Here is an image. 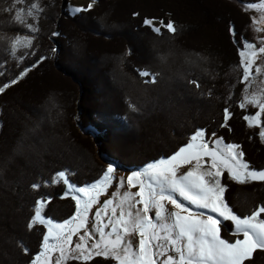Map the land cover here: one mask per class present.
<instances>
[{"label": "trees", "instance_id": "16d2710c", "mask_svg": "<svg viewBox=\"0 0 264 264\" xmlns=\"http://www.w3.org/2000/svg\"><path fill=\"white\" fill-rule=\"evenodd\" d=\"M211 1L219 11L213 9L209 0H177L172 5L168 0H95L96 9L72 16L67 11L61 13L58 0H39L44 11L39 15V32L35 34L31 50L22 49L15 57L10 54V47L5 53L0 51V86L10 83L21 72L30 71L17 84L0 93V98L8 90V97H19L33 88L32 85H41L45 75L59 77L49 70L50 65L72 82L76 90L74 93L68 85L52 79L53 94L49 96L48 109L54 110V116L43 123L46 129L38 132L36 122L28 124L8 146L4 140L0 144V264H29L40 251L44 233L39 227L27 228L34 215L29 206L31 201L34 205L43 198L50 200L48 204L54 200L66 202L61 201L63 187L50 183L60 171L68 174L71 183L82 187L97 181L103 174L105 168L101 160L124 171L141 170L149 163L172 156L188 143L197 129L205 130L206 136L215 132L225 144H239L250 167L264 169V145L242 118L255 112L239 107L244 90V84L239 82L242 74L238 67L243 43L237 41L240 37L249 40L250 24L245 16L236 14L221 0ZM232 1L240 6L256 2ZM32 2L34 0H26L16 7L26 8ZM13 3L14 0H0V31H6L3 27H7V23L11 26L14 23L15 9L6 11L7 17L1 12L3 7L9 8ZM145 18L158 23L174 21L178 31L175 35L165 29L160 34L153 33L144 25ZM230 25L237 34L235 37L229 31ZM21 29L25 32L19 29L16 35L28 31ZM4 32H0L2 36ZM53 32L59 35L52 36ZM8 33L9 43L15 34ZM145 35L154 41L151 46L157 58L152 56V68L143 66V69H156L160 76L151 84L134 77L126 88L114 87V79L117 81L126 72L128 60L139 50L138 37ZM195 37H199V48L195 51L189 47L186 54L187 39L197 41ZM118 48L128 50L119 53ZM162 55L166 61L160 59ZM41 57L45 58L42 61L53 64L37 63ZM191 57H195L193 63L189 62ZM172 62L175 64L171 65ZM196 63L198 66H194ZM175 76H180L181 84L172 81ZM104 91L106 95L102 97ZM125 98L128 102L122 106L120 100L124 103ZM12 103L15 105L11 101L8 108L14 114ZM225 107L233 114L229 127H221ZM121 115L126 116V121ZM13 125H2L0 131H11ZM72 126L78 133L72 134L75 131ZM45 131L49 135H44ZM37 138L41 140L39 143L35 142ZM63 141L68 149L73 147V153L68 154L62 147ZM79 146L80 151L76 150ZM90 146L101 160L90 159L87 152ZM2 151L7 153L3 155ZM15 155L23 157L21 165L16 164ZM33 184H39V189H33ZM32 190H36L34 196H31ZM225 199L238 215H248L257 206L264 205V182L226 185ZM71 213L72 209H63L43 214L59 222L70 218ZM232 229L230 223L224 222L223 238L234 241L237 237L231 234ZM88 264L115 262L94 257ZM250 264H264V252L257 251Z\"/></svg>", "mask_w": 264, "mask_h": 264}, {"label": "snow or ice", "instance_id": "6c2138e0", "mask_svg": "<svg viewBox=\"0 0 264 264\" xmlns=\"http://www.w3.org/2000/svg\"><path fill=\"white\" fill-rule=\"evenodd\" d=\"M25 3L26 0H14L11 7L2 9L8 12L15 9L13 21L33 34L16 35L10 39L13 57L18 50L34 46L35 34L39 32L37 21L44 11L39 0H34L26 8L16 7ZM94 3L92 0L87 7H73L71 14L88 12ZM242 7L245 12L255 10L258 13L250 17L251 23L257 34L264 33V0L249 2ZM143 23L156 34L162 29L173 35L178 31L171 20L160 21L156 26L154 19L145 18ZM229 31L234 37L237 35L231 25ZM57 35L59 33H52V36ZM237 42L243 43V48L239 49L238 67L242 70L239 82L245 85L239 107L242 110L249 105L258 108L255 115H243L242 118L249 128H260L258 135L264 142V126L261 124L264 89L254 87L258 78H264V65L257 63L264 57V36H257L259 47L244 37ZM28 71L30 69L0 86V93L17 84ZM138 71L141 77L149 78L145 83L156 82L155 74ZM191 83L199 87L195 81ZM232 115L225 107L221 127H229ZM205 137V130L197 129L188 143L172 156L132 171L126 181L120 178L117 190L102 203L99 197L107 193L116 179L114 165L109 164L99 180L82 187L71 183L65 171L56 173L50 183L63 182L66 185L61 199L71 195L75 201V213L62 223H56L43 214L50 200L36 201L27 228L32 230L36 225H43L47 231L43 234L40 251L30 264H68L70 261L88 264L94 257L111 259L115 264H250L257 251L264 252V205L257 206L248 215H238L226 202V186L221 179L226 171L228 178L239 184L264 182V169L251 168L244 160L245 153L239 144H225L223 138L216 137L213 132L212 137L216 138L210 146ZM184 167L188 170L180 172ZM125 184L127 190L121 191ZM39 187V184L32 185L33 189ZM167 204L176 210L169 211ZM94 205L99 206L94 215H90ZM225 221H231L234 226L231 230V234L237 237L234 241L221 235ZM24 251L28 253L27 248Z\"/></svg>", "mask_w": 264, "mask_h": 264}, {"label": "rangeland", "instance_id": "374dc122", "mask_svg": "<svg viewBox=\"0 0 264 264\" xmlns=\"http://www.w3.org/2000/svg\"><path fill=\"white\" fill-rule=\"evenodd\" d=\"M175 1H177V0H168V2L170 3V5L174 4ZM209 1L212 2L211 0H209ZM221 1L224 2L225 4H227V6L231 10L235 11L236 14L241 15V16H245L247 18V20H248V22L250 24L249 27H248V36H249L248 37L249 38L248 41L257 44V47H259V44L257 42V36L258 35L264 36V33L257 34L254 31V28L252 26L251 19H250V17L252 15H258V13L255 10H252L250 12H245L243 10V7H242L243 5H241V6L240 5H235V4H233L234 2L232 0H221ZM58 2H59L58 3V7H59V10L61 11V13L63 11H67L70 15H72L71 14V8H73V7H87V5L92 2V0H58ZM256 2H258V0H256ZM96 8L97 7H96V2H95L94 3V6H93V8L91 10H94ZM2 9H6V7H3ZM2 9H1V12H3V14H4L3 16H6L7 17L6 11H3ZM213 9L219 11L214 6V3H213ZM76 15H72V16H76ZM154 22L156 23V26H159V23L158 22H156V21H154ZM4 28H7L5 32L4 31H0V32H4L3 36L0 33V51H2L3 53H5V51L9 48V43H8V40H7L8 37H6L7 31L10 32L8 34L13 35V36H14V34L16 36V32L19 29L22 32H25V30L21 29L23 27L20 26V25H18V24H16L15 22L12 24V26L10 25V23H7V27H3V29ZM109 28L112 29V26L110 25ZM146 28H148L151 32H153L152 29L149 26H147ZM165 31H167V30L165 29ZM153 33H155V32H153ZM24 35H31V33L29 31H27V33H24ZM198 38L199 37H195L194 38V39H197V41H190V40L188 41V39H187V41H186V47L188 49L187 48L184 49L185 53L187 52L186 54H188V52H189V47H191L192 49H194L195 51H197V49L199 48L198 46H200V44L198 43ZM152 42H154V41H152L151 39L149 40L146 35L145 36H139L138 37V39L136 41V44L138 45L139 50H137L136 56H134V57H132L131 59L128 60V64H127L128 67L126 69V72L124 71V74H121L120 77H119V79L117 81L114 79V87L115 86H122L123 88H126L127 85H128V83H129V80L131 78H134V77L135 78L136 77L141 78L143 80V82L146 80V77H141L139 75V71L138 70H145V69H143V66H145L144 68H148V67L152 68L151 67V64H152V56L155 57V58H157L156 56L153 55L155 53H154V49L151 46L152 45ZM29 50H31V49H29ZM126 50H128V49H126ZM126 50L124 48H118L116 50V52H119L120 53V52H125ZM19 51L20 50H18V53H19ZM28 54H30V51H28ZM160 59L163 60V61H166L163 55L160 56ZM190 60H189V62H192L193 63L195 61V57H191ZM40 62L41 63L43 62L42 63L43 66L49 65V64H53L52 61L51 62H44V61L40 60ZM257 63L264 65V57H262L260 60H258ZM173 64H175V63L172 62L171 65H173ZM194 66H198V63L194 64ZM49 70H51L53 73L58 74L59 77H50V75H48V76L45 75V77L43 76V81H41V85H36V84L32 85V86H34L33 88H30V89L22 92V94L19 97H12V96H9L8 97V95H9V90H8V92L6 93V95H3L0 98V130H1V126L2 125L7 127V126H10L11 124H14L13 125L14 127H12L13 130H11V131L6 130V132L8 134H6V132H1L0 131L1 132L0 133V144L4 140L5 143H6V145L8 146V144L11 143V142H13V140L15 138H17L18 135L20 136V133L22 131L21 128L23 127V129H25L28 124L33 125L36 122V125L39 128H38V130H35V131H38V132L43 131V130L46 129V126L43 123L46 122V120L49 121V119H51L52 115L54 114L53 113L54 110H52V108L48 109V106H51V103H49V101H50L49 100V96L53 94V90H52L53 85H52V82H51L52 79H58L60 81V83H63V84L68 85V88H72V90H74L72 92L75 93L76 86H72L71 85L72 82L69 83L67 80H65L64 77L61 74H59V72L57 70H55L54 68H52V65H50V69ZM148 71L150 73H152V74H155V77L156 76H160V72L158 70H156V69H152V70H148ZM240 73L242 74V70L241 69H240ZM173 80H174V82H176L178 84H181V78H180V76H178V77L175 76L172 79V81ZM262 81H264V78H258L256 84L254 85V87L257 90L264 89V82H262ZM112 82L113 81H111V84L110 85H112ZM243 86L245 87V85H243ZM13 88H10V90L13 89ZM105 95H106V91H104V93L102 94V97L105 96ZM72 97L75 98V96H72ZM76 98H77V95H76ZM11 101L15 103V105L12 103V105H14V106H13V108H11V110H14V114H13V111H10L9 108H8V105H9V103L11 104ZM120 102H121V105L123 106L124 104L125 105L127 104L126 102H128V100L125 98L124 99V103H122L123 102V99L120 100ZM128 108H131V106H128ZM247 109L252 110L254 112L258 111V108H254L251 105H249ZM253 115H255V113ZM121 116H122L123 120L126 121V116L125 115L124 116L121 115ZM262 117H264V114L261 115V124H262ZM69 123H70V126H71V122L70 121H69ZM246 126H247V128L250 131H255L257 134L260 131V128L259 127L249 128L248 125H247V122H246ZM262 126H264V125L262 124ZM72 127L75 130V131H72L71 128H69V130L72 131V134L73 133L74 134L75 133H78L77 132L78 130H76L74 128V126H72ZM47 134L49 135V132L48 131H45L44 132V135H47ZM139 134H140V132H139ZM139 134H137L138 135L137 136L138 138L140 137ZM146 134H148V136L151 135L148 132H146ZM154 134H156V133H153V135ZM130 135H131V133H130ZM28 137H31V136H28ZM216 137H220V136H216ZM216 137L206 136L205 138L207 140H209V144L211 146V141L214 140ZM31 139H34V138L31 137ZM38 140L41 141L40 139L37 138L35 142L36 143H39ZM259 141H260L261 144L264 145V142L261 141L260 137H259ZM61 145H62L63 148H66L68 150V154H70L71 152L73 153V151H71V150H73V147H71V148L68 149L67 148L68 144L66 145V143L64 141L61 143ZM80 145L83 147L82 143ZM52 147L53 146L51 145V148ZM117 149H119V151L122 150V148H119V147H117ZM76 150L80 151V146L79 147H76ZM87 152L90 155V159L91 160H94L95 162H97V159H100V158H97V155H96L97 153H96V151L94 150L93 147H91V146L88 147L87 148ZM2 153L4 155L7 152L2 151ZM50 153L52 154V152H50ZM122 153H125V152L122 151ZM53 154H55V152ZM15 156H17L16 159H18V161L16 162V164L17 165H21L23 163V157L21 155L20 156L15 155ZM101 161L103 162L102 165L104 166V168L106 170V168L108 167L109 164L104 163L103 160H101ZM71 164H73V163H71ZM116 169H117V171L115 172L116 179L113 181V185L111 187H109V189L107 190V193L106 194H103V195H101L99 197L101 203L104 200L108 199L111 196L112 192H115L117 190L116 185L118 184L120 178H124L125 181H126L127 176L132 171H136V170H133V169L130 170V171H124L122 169H119L118 167H116ZM137 170H139V169H137ZM187 170H188V167H184V168H181L180 169V172H186ZM72 175H69V176H72ZM101 176L99 177V179L101 178ZM94 182H96V181H94ZM94 182H92L90 184H87L85 186H89V185L93 184ZM221 182L225 186L226 185H229V184H239V183H236L235 181H232L231 179H229L226 171L223 174V177L221 179ZM255 182H260V181H253V182H249V183H255ZM52 185H57V186L63 187V192L66 190V185H64L63 182H60L58 184H52ZM123 190H127V185L126 184H125L124 189H122L121 191H123ZM131 190L132 191H137L138 189H131ZM35 192H36V190H32L30 192L31 193V196H34ZM32 200H34V198H32ZM59 201L54 200L53 201L54 204L53 203L52 204H47L45 206L44 210H43V213L48 212V210L49 211H54V210H63V209L66 210V211L68 209H72L71 216L75 213V201L71 198V195H69L68 197L63 198L61 200V201H66L65 203H62V202H59ZM98 206L99 205H94L93 206V210L90 213V215H94L95 208L98 207ZM34 207H35V204L33 205L32 204V201H31L30 206H29V211L30 212L34 211ZM167 208L169 209V211H175L176 210V209L173 208V206L171 204H167ZM45 210H47V211L44 212ZM63 221H59V222L54 221V222H56V223H62ZM225 222H228V223H230L232 225L231 221H225ZM35 227L41 228L43 230V233H45L47 231V229L43 225H36ZM22 229H24V228H22ZM240 238H242V237H240ZM73 239L76 240L77 238L76 237H73ZM42 240H43V237H42ZM30 261H29V264H30Z\"/></svg>", "mask_w": 264, "mask_h": 264}]
</instances>
